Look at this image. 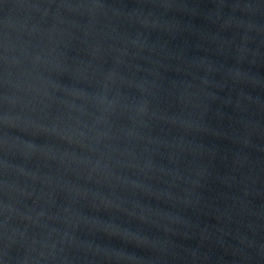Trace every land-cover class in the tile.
I'll list each match as a JSON object with an SVG mask.
<instances>
[{
    "label": "water",
    "instance_id": "95a60500",
    "mask_svg": "<svg viewBox=\"0 0 264 264\" xmlns=\"http://www.w3.org/2000/svg\"><path fill=\"white\" fill-rule=\"evenodd\" d=\"M0 264H264V0H0Z\"/></svg>",
    "mask_w": 264,
    "mask_h": 264
}]
</instances>
